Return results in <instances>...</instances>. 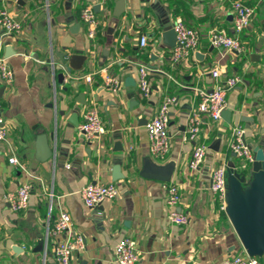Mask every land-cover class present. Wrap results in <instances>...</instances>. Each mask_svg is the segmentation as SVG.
Here are the masks:
<instances>
[{
    "label": "crops",
    "instance_id": "0c3cea01",
    "mask_svg": "<svg viewBox=\"0 0 264 264\" xmlns=\"http://www.w3.org/2000/svg\"><path fill=\"white\" fill-rule=\"evenodd\" d=\"M242 1L255 14L238 34L246 48L238 53L208 41L216 28L234 34L233 0H125L120 16L115 15L120 0H0V10L22 24L13 34L0 27V55L14 71L11 86L0 74L8 128L7 139L0 141V264H57L53 247L65 234L54 235L51 228L60 210L70 213L72 231L86 238L73 264H115L114 246L124 237L137 241L135 264H217L247 254L210 188L215 168L241 165L228 148L232 127L243 126L253 147L264 138V0ZM87 5L100 20L94 39L81 18ZM178 16L200 29L202 38L188 62L175 66L163 33ZM144 33L149 37L145 47L139 44ZM64 51L84 55L82 68L70 73L62 68L57 53ZM143 63L151 68L149 96L139 88ZM217 66L215 79L210 71ZM103 69L120 80L117 91L105 86ZM88 74L93 80L86 83ZM235 75L242 81L226 96L231 121L203 118L198 141L208 146V155L193 171L189 162L196 142L185 134L199 104L198 91H211L217 81ZM166 96L179 100L170 107V150L159 159L151 154L146 124ZM93 103L106 133L89 141L79 126ZM118 142L122 150H115ZM50 148L57 149L58 161L41 160ZM13 155L24 169L10 163ZM26 182L33 185L29 206L15 212L5 194ZM91 182L118 187V196L100 205L103 211L85 206L81 191ZM165 184L179 187L178 209L188 214V223L169 220Z\"/></svg>",
    "mask_w": 264,
    "mask_h": 264
},
{
    "label": "built area",
    "instance_id": "2783aa9c",
    "mask_svg": "<svg viewBox=\"0 0 264 264\" xmlns=\"http://www.w3.org/2000/svg\"><path fill=\"white\" fill-rule=\"evenodd\" d=\"M233 16V32L229 33L226 29H213L208 33V41L213 47H219L228 51H236L243 53L246 48L240 40L238 34L251 25L252 17L255 14V8L246 4L242 0H233L232 2ZM81 18L89 27L88 35L94 39L99 29L100 20L97 12L91 5L83 8ZM0 27L4 34H13L22 30L21 22L16 19L6 9L0 10ZM176 32V46L171 49V62L179 65L180 62H188L191 55L198 51L202 32L200 29L193 28L187 25L182 17L176 18L172 24ZM149 37L146 33L142 34L139 39V44L143 47L148 45ZM151 68L147 64L139 65V88L143 96H149L152 92V84L149 81V73ZM103 82L105 86L113 91H117L120 87V80L103 69ZM210 73L217 79L220 75V68L214 67ZM0 74L6 85L11 86L14 80V71L7 61V57L0 55ZM93 80L92 75L88 74L84 81L86 83ZM242 81L238 75L229 76L225 81H217L211 91L199 90L200 98L197 108L189 115L186 125L185 139L195 141V146L192 151V158L189 162V167L193 171H198L201 168L206 156L208 155V146L198 141L200 139V130L205 116L209 117L214 123L223 120V112L226 110L228 101L227 93L234 89L236 85ZM176 96H166L157 114L147 122L146 129L150 136V151L156 158H164L171 146L170 136V107L178 102ZM84 122L79 126L80 131L84 134L87 140L99 138L106 133L104 120L101 118L100 112L93 103L85 114ZM8 137V128L4 119L2 104L0 102V141L6 140ZM198 141V142H197ZM228 148L237 157L241 158L240 169H249L255 162V152L253 146L247 139L246 129L237 125L231 128L230 137L228 139ZM11 164L24 169V165L20 160L13 156L9 157ZM227 165H220L213 170L210 188L216 194L220 208L227 211ZM168 191L167 203L170 207L169 220L177 225L188 223L189 216L178 209V205L182 200V193L179 187L175 184H165ZM33 185L31 182L23 183L17 190L5 194V200L10 205V208L15 211H21L29 206L31 199V191ZM81 194L85 206L92 210L98 207L107 200L118 196V187L115 182L98 183L91 182L86 185ZM72 219L70 213L65 210H60L53 220L51 232L55 235L65 234L64 239H59L54 244V257L57 264H73L72 259L75 253L85 250L86 238L84 234L72 231ZM113 262L115 264H135L138 260L137 241L132 237L121 238L114 246ZM217 264H264L261 257H254L247 254H237L230 258H225Z\"/></svg>",
    "mask_w": 264,
    "mask_h": 264
},
{
    "label": "water",
    "instance_id": "95a60500",
    "mask_svg": "<svg viewBox=\"0 0 264 264\" xmlns=\"http://www.w3.org/2000/svg\"><path fill=\"white\" fill-rule=\"evenodd\" d=\"M125 0H120L118 8L119 12H115L116 16L122 15L124 11ZM163 33L164 43L170 47L176 46V32L173 27L165 26ZM62 68L70 73L73 70L81 69L86 57L82 54L68 55L67 52H58ZM60 68V67H59ZM64 74H60L63 78ZM126 82L133 83L132 77H127ZM223 116L226 120H230L231 111L225 110ZM230 118V119H229ZM231 121V120H230ZM250 121H253L251 119ZM251 128V126H249ZM121 144H116L115 150H122ZM255 152V162L249 169H240L235 165L227 166V215L235 227V230L250 256H264V138L261 144L253 147ZM48 156L43 161L57 157V149L50 148L46 151ZM115 179L119 178L113 171ZM98 211H103L99 205L96 207ZM105 218L103 215H98Z\"/></svg>",
    "mask_w": 264,
    "mask_h": 264
},
{
    "label": "trees",
    "instance_id": "16d2710c",
    "mask_svg": "<svg viewBox=\"0 0 264 264\" xmlns=\"http://www.w3.org/2000/svg\"><path fill=\"white\" fill-rule=\"evenodd\" d=\"M225 211L223 210V213H224Z\"/></svg>",
    "mask_w": 264,
    "mask_h": 264
}]
</instances>
